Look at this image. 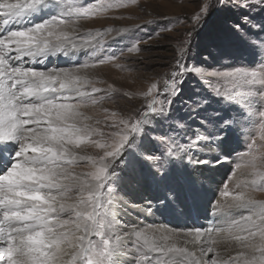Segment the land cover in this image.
<instances>
[{
    "label": "snow or ice",
    "instance_id": "snow-or-ice-1",
    "mask_svg": "<svg viewBox=\"0 0 264 264\" xmlns=\"http://www.w3.org/2000/svg\"><path fill=\"white\" fill-rule=\"evenodd\" d=\"M114 6L122 5L0 0V160L5 152L14 153L0 171V264H264V200L254 196L264 191V174L237 177L231 188L224 183L212 205L219 222L203 228L129 225L119 218L127 201L115 191L116 162L155 117H168L189 73L225 102L241 103V93H246L264 105V60L259 71H209L184 62L191 42L186 41L171 73L150 82L143 92L146 107L126 116L109 112L98 106L115 90L97 87L85 70L114 58L98 57L113 29L80 34L76 25ZM225 6L264 8V0H198L192 21L200 27L213 9ZM42 13H49L48 18L34 22ZM233 27L241 31L239 25ZM250 43L257 45L256 40ZM258 48L264 54V41ZM127 50L138 51L135 46ZM81 52L87 62L37 67L50 57ZM241 107L251 117L256 114L247 103ZM100 111L103 119L97 118ZM259 115L264 117V111ZM239 123L236 118L204 121L189 136L186 122L173 121L169 133L152 137L160 145L159 154L145 148L138 155L160 176L185 155L193 165H207L211 159L219 163L225 136ZM102 124L107 131L98 127ZM89 148L96 151L90 154ZM193 153L212 155L200 159ZM238 155L243 159L248 153ZM248 167L255 172L252 162L236 164L238 170ZM143 211L151 213V207Z\"/></svg>",
    "mask_w": 264,
    "mask_h": 264
},
{
    "label": "rangeland",
    "instance_id": "rangeland-1",
    "mask_svg": "<svg viewBox=\"0 0 264 264\" xmlns=\"http://www.w3.org/2000/svg\"><path fill=\"white\" fill-rule=\"evenodd\" d=\"M101 3L122 6L109 8L81 21L76 27L80 34L113 29L112 33L107 34L104 50L98 57L114 54V58L105 64L85 70L91 79L98 82L96 86L101 88H108L109 85L99 80L102 76L98 77L96 72L104 75L103 71L107 65H110L111 70L119 68L123 74L128 75L127 83L112 86L115 91L111 92V96L114 98L98 106L108 109L109 112L116 111L121 116H126L146 107L143 92L147 90L150 82L171 73L176 59L179 58L178 49L186 41L191 42L184 62L189 66L202 67L209 71H228L235 68L259 71L260 62L264 60V54L258 48L259 41H264V8H215L198 27L192 21L198 0H93L97 8ZM48 15L49 13H46L34 22L48 18ZM245 17L248 23L244 22ZM234 25H239L241 31H236ZM116 30L123 31L117 36ZM245 35L248 39H245ZM250 40H256L257 45L250 43ZM133 46L138 51L129 52L127 49ZM184 46L187 47L186 44ZM88 60L87 54L81 52L68 58L50 57L45 67H39H70ZM135 82L140 86H134ZM162 88L161 83L158 89ZM200 101L204 102L203 107L192 111ZM241 103L252 106L256 114L249 116L241 107ZM241 103L225 102L222 97L215 96L198 75L189 73L180 86V94L173 100L168 117H155L152 124L146 126L144 134L135 141L134 146L127 149L116 162L115 191L119 198L127 201L120 209V214L124 215L119 216L120 220L129 225L140 224L141 227H147L159 224L153 222L154 217L165 218L172 213L171 219L166 220L172 228H182L185 224L188 225L185 228L206 225L205 222L212 215V205L216 202L224 183L229 184L231 188L237 177L245 180L253 175L264 174V133L261 130L264 117L259 115V112L264 111V105L246 93H241ZM86 111L91 114L89 109ZM94 113H97V109H94ZM101 117L102 111L98 114V118ZM231 118L238 119L240 123L227 132L219 163L211 159L212 154L193 153V158L211 159V162L207 165H193L185 155L183 159L173 160L168 166V171L160 176L138 155V152L145 148L159 154L160 145L152 140V137L169 133L173 121L186 122L190 136L193 130L202 128L204 121L218 124ZM100 129L107 131L103 127ZM186 140L187 137L182 142ZM88 152L91 154L92 150ZM239 153L248 155L241 159ZM11 155L4 153L3 160H0V171L10 165ZM249 162L255 164V172L251 167L236 169L237 163ZM203 166L207 167L206 171H210L209 175H198ZM86 170L76 169L77 172ZM254 196L258 200H264V191H257ZM183 199L191 212L184 224L180 220L181 215L179 216ZM137 206H142V209L150 206L151 213L143 211V214L135 213L132 216L131 208ZM195 210L198 212L196 217ZM151 214L153 218H147Z\"/></svg>",
    "mask_w": 264,
    "mask_h": 264
},
{
    "label": "bare ground",
    "instance_id": "bare-ground-1",
    "mask_svg": "<svg viewBox=\"0 0 264 264\" xmlns=\"http://www.w3.org/2000/svg\"><path fill=\"white\" fill-rule=\"evenodd\" d=\"M44 14H46V13H42L41 14V16H37V17H34L33 19L34 20H36L38 17H42ZM47 64V63H46ZM46 64L45 65H37V67H39V66H43V67H45L46 66ZM110 65H107L106 67H105V72L103 71V73H105L104 75H101L99 72H96V74H98L97 76L98 77H101L102 76V78H100L99 80H101V81H105L106 83H104V84H107V85H111V87L112 86H114L115 84H119V83H127V80H128V75L126 76V74H123L121 71H120V69L119 68H117V69H113V70H111L110 69V67H109ZM112 66V65H111ZM109 69V70H108ZM107 71V72H106ZM130 79V78H129ZM129 83H131V82H129ZM135 84L136 85H134V86H140L138 83H136L135 82ZM126 86V85H125ZM102 89H105V90H107L108 88H102ZM112 98H114L113 96H111V99ZM90 110V112H91V114H95L94 113V109H89ZM93 110V111H92ZM98 118V117H97ZM101 119H103V117H101ZM99 128H101V127H103L104 128V126H103V124L102 125H99L98 126ZM88 150H92V153L93 152H95L96 150L95 149H91V148H89ZM206 168L207 167H205V166H203V167H201L200 169V171H199V173H198V175L199 174H203V173H205L206 175H209L210 174V171H206ZM212 189L214 188L213 187V185H212V187H211ZM119 198V197H118ZM121 199V198H120ZM183 202L184 203H182V208H181V210L179 211V216L181 215V217H180V220H181V222H182V224H184V223H186V219H187V217L191 214V212H190V209H189V207H188V205H186L185 204V200L183 199ZM143 207L142 206H137V207H132L131 209V211H132V216L133 215H135V213H139V214H143V209H142ZM197 214H198V212H197V210H195V212H194V216L196 217L197 216ZM121 216H124L122 213L120 214ZM171 215H172V213H170V215H166L165 216V218L164 217H162V218H160V217H158V216H156V217H154L153 218V215L151 214V215H149V216H147V218H153V222L155 223V222H159V224H157V225H153L154 227H159V226H161V225H164V226H167V227H171V225H168V223L166 222V220L167 219H171ZM125 216H127V218L129 217L128 215H125ZM182 219H185V221H183ZM214 222H219L218 220H216V221H214V218H213V216L211 215L210 216V219L209 220H207L206 222H205V224L206 225H202V224H199L198 226V228H203V227H208V226H210V225H212V223H214ZM132 226H140V224H135V225H132ZM185 227H187L188 225H184ZM185 227H182V228H185ZM194 227H196V226H192V227H189V229L190 228H194ZM172 228V227H171ZM181 228V227H180ZM177 229H179V228H177Z\"/></svg>",
    "mask_w": 264,
    "mask_h": 264
}]
</instances>
